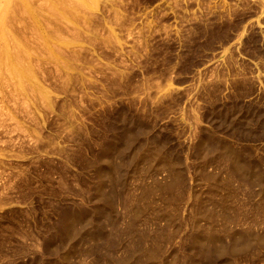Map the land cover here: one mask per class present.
<instances>
[{
	"label": "rangeland",
	"instance_id": "374dc122",
	"mask_svg": "<svg viewBox=\"0 0 264 264\" xmlns=\"http://www.w3.org/2000/svg\"><path fill=\"white\" fill-rule=\"evenodd\" d=\"M19 1L0 264H264V0Z\"/></svg>",
	"mask_w": 264,
	"mask_h": 264
},
{
	"label": "bare ground",
	"instance_id": "6f19581e",
	"mask_svg": "<svg viewBox=\"0 0 264 264\" xmlns=\"http://www.w3.org/2000/svg\"><path fill=\"white\" fill-rule=\"evenodd\" d=\"M14 1L16 2V0H0V63H1V62H6L7 64H9V66H8L9 69L7 68V70H9V71L12 70V71L10 72L11 74H13V70H15V69L13 68V67H14V63H17V62L21 61V60H18L19 57H22V58L24 57L26 60H28V55H27L28 53H27V50H26V51H25V50L23 51V48L21 49V47L19 46V42H21V41L18 40L19 38H17L16 35H15V33H14V31H15V30H14V28H15V23L18 22V21H17L18 19L22 18V17L19 18L18 15H17V17H16V14H17V13L15 14V11H16L15 8L19 9V8H20L19 6H20V4H22V2H21L20 4L17 3V5H19V6L16 7V5H15L16 3H15ZM17 1H19V0H17ZM46 1H47V0H46ZM48 1H49V0H48ZM54 1H55V2H54ZM56 1H58V0H53V1L51 0L50 2H52V4H53V2H54V3H57ZM65 1H66V0H65ZM65 1L62 0V2H65ZM70 1H72V0H70ZM76 1H77V0H75V1H73V2L76 4ZM78 1H79V0H78ZM80 1H81V0H80ZM87 1H88L89 3L91 2V0H87ZM87 1H86V2H87ZM19 2H20V1H19ZM30 2H31V1H30ZM32 2H33V0H32ZM62 2L60 3V1H59V4H61V6H63V3H62ZM88 2H87V3H88ZM69 3H70V2L67 1V2L64 3V4H67V6H68ZM82 3H83V1H82ZM92 3L94 4L95 1H93ZM92 3H91V4H92ZM32 4H33V3H32ZM34 4H35V3H34ZM34 4H33V5H34ZM43 4H44V2H43ZM72 4H73V3H72ZM75 4H74L73 6L71 5L70 7H72V8H73V7H76L77 9H80L81 7H79V6H85L84 3L81 4V2H80V3L78 2L79 6H77V4H76V5H75ZM91 4H90V5H91ZM93 4H92V5H93ZM22 5H23V4H22ZM39 5H40V4H39ZM39 5H38V6H39ZM45 5H49V3H48V4L45 3ZM53 5H54V4H53ZM57 5H58V3H57ZM88 5H89V4H88ZM90 5H89V6H90ZM41 6H42V5H41ZM49 6H50V5H49ZM49 6H48V7H49ZM59 6H60V5H59ZM78 7H79V8H78ZM22 8H23V9H22ZM22 8L19 9V10H21V11L18 10L19 13H20V15H21L22 10L25 9V8H24V5H23ZM33 8H34V6H33ZM35 8H37L36 5H35ZM35 8H34V9H35ZM41 8H43V6H42ZM52 8H53V7H52ZM55 8H56V5H55ZM59 8H60V7H59ZM61 8H63V7H61ZM68 8H69V7H68ZM43 9H44V8H43ZM47 9H49V8H47ZM47 9H44L43 11H46ZM63 9H65V10L67 9V8H66V5H65V7H64ZM70 9H71V8H70ZM35 10H36V9H35ZM52 10H54V9H52ZM55 10H57V11H58V10L61 11V9H55ZM55 10H54V11H55ZM67 10H68V9H67ZM67 10H66V11H67ZM73 10L75 11L76 9L74 8ZM40 11H41V10H40ZM40 11H38V9H37V11H36L37 14H38V12H39V15H40V13H41ZM48 11H49V10H48ZM57 11H56V12H57ZM66 11H63V10H62V12H65V13H67L69 10H68L67 12H66ZM70 11H72V9H71ZM16 12H17V11H16ZM23 12H24V11H23ZM26 12H27V10H26ZM19 13H18V14H19ZM24 13H25V12H24ZM42 13H43V12H42ZM42 13H41V14H42ZM44 13H45V12H44ZM46 13H47V12H46ZM46 13H45V14H46ZM51 13H52V12H51ZM58 13H59V12H58ZM65 13H64V14H65ZM70 13H71V12H69V14H70ZM28 14H29V13H27V15H28ZM59 14H60V16L62 15L61 12H60ZM69 14H68V15H69ZM76 14H77V13H76ZM76 14H75V13H74V14H70L69 17H70L71 15H72V17H73V15L76 16ZM25 15H26V14H25ZM25 15H24V16L22 15V16L25 17ZM42 15L44 16V14H42ZM42 15H41V16H42ZM49 15H50V14H49ZM56 15L58 16V14H56ZM66 15H67V14H66ZM68 15H67V16H68ZM41 16H40V18L43 17V16H42V17H41ZM47 16H48V15H46L45 18L43 17L41 20L44 22L45 20H43V19H46L47 21L50 22V20H48L49 17H48V19H47ZM57 16H54V17L57 18ZM60 16H59V17H60ZM27 17L29 18L30 16H27ZM16 18H18V19L15 20ZM25 18H26V17H25ZM28 18H26V19H28ZM64 18H66V17H64ZM73 18H74V17H73ZM22 19L24 20V18H22ZM30 19H31V18H30ZM62 19H63V16H62ZM67 19H68V18H67ZM77 19H78V18H77ZM86 19H87V18H86ZM20 20H21V19H20ZM20 20H19V21H20ZM55 20H56V19H55ZM78 20H79V19H78ZM15 21H16V22H15ZM30 21H33V20H30ZM30 21H29V22H30ZM47 21H46L45 23H47ZM57 21H58V20H57ZM63 21H66V20H63ZM68 21H69V20H68ZM83 21H84V20H83ZM83 21H82V22H83ZM24 22H25V20H24ZM26 22H27V21H26ZM58 22L60 23V21H58ZM61 22H62V21H61ZM21 23H22V22H21ZM21 23H20V25H21ZM32 23H34V24L32 25V26H34V25H35V22H32ZM32 23H30V24H32ZM45 23H44V25H45V29H48V30H49V28H46L48 25L46 26ZM18 24H19V23H18ZM24 24L26 25V23H24ZM24 24H23V25H24ZM28 24H29V23H28ZM28 24H27V25H28ZM53 24H54V23H53ZM56 24H57V23H56ZM61 24H62V23H61ZM66 24L68 25V23H66ZM69 24H70V23H69ZM23 25H22V26H23ZM27 25H26V26H27ZM51 25H52V24H51ZM57 25H58V24H57ZM18 26H19V25H18ZM26 26H25V27H26ZM16 27H17V23H16ZM30 27H31V25H30ZM36 27H37V30H38V26H37V25L35 26V29H36ZM53 27H54V26H53ZM59 27H62V26H59ZM73 27H74V26H73ZM75 27H76V26H75ZM17 28H18V27H17ZM32 28H33V27H32ZM32 28H31V30H32ZM25 29H26V28H25ZM33 29H34V28H33ZM39 29H40V28H39ZM56 29H57V28H56ZM72 29H73V28H72ZM52 30H53V29H52ZM59 30H60V29H59ZM67 30H68V29H67ZM18 31H19V30H18ZM18 31H17V29H16V32H18ZM34 31H35V32H34ZM34 31H32V32H34V34H35L37 31H36V30H34ZM39 31H40V34L38 33V36H37V34H35V36H37L36 38H38V37H41V38H42V35H43V34H41V33H42L41 30H38V32H39ZM57 31H58V29H57ZM65 31H66V30H65ZM19 32H20V31H19ZM23 32H24V31H23ZM30 32H31V31H30ZM55 32H56V31H55ZM55 32H53V33H55ZM58 32H59V31H58ZM60 32H61V30H60ZM63 32H64V31H63ZM44 33H46V30H45ZM47 33H48V31H47ZM53 33H52V35H53ZM75 33H76V31H75ZM75 33H74V34H75ZM20 34H22V35L24 34V35H25L26 33L24 32V33H20ZM20 34H18V35H20ZM29 34H30V33H29ZM29 34H28V35H29ZM50 34H51V33H50ZM32 35H33V34H32ZM39 35H41V36H39ZM20 36H21V35H20ZM25 36H26V35H25ZM25 36H24V38H25ZM48 36L50 37L51 35H49V33H48ZM21 37H23V36H21ZM26 37H28V36H26ZM32 37L35 38L34 35H33ZM51 37H52V36H51ZM54 37H56L55 34H54ZM61 37H62V36H61ZM61 37L57 36L56 38H59V40H60ZM36 38H35V39H36ZM56 38H54V39L56 40ZM25 39H26V38H25ZM30 39H31V38H29L28 41H31V40L33 41V40H34V39H31V40H30ZM42 39H43V38H42ZM52 39H53V37H52ZM38 40H39V38H38ZM64 40H65V39H64ZM18 41H19V42H18ZM23 41H26V40H22V42H23ZM36 41H37V39L35 40V42H36ZM40 41H43V40H39V42H40ZM35 42H34V43H35ZM23 43H25V42H23ZM27 44H28V42L26 41V45H27ZM29 44H30V42H29ZM39 44H43V45H44V44H45V41H44L43 43L41 42V43H39ZM51 44H52V47H55V45H56V44L53 43V42H52ZM53 44H55V45H53ZM26 45H25V46H26ZM30 45H31V44H30ZM43 45H41V46H43ZM45 45H46V44H45ZM26 47H27V46H26ZM45 47H46L47 49L50 48V47L48 48L47 45H46ZM59 47H60V46H59ZM42 48H43V47H42ZM43 49H45V48H43ZM55 49H56V48H55ZM33 50H34V49H33ZM51 50H53V49H51ZM51 50H50V52H51ZM21 51H22V53H20ZM48 52H49V50H48ZM50 52H49V53H50ZM59 52H60V51H59ZM23 53H24V54H23ZM26 53H27V54H26ZM32 53H33V52H32ZM20 54H22V55H20ZM22 58H21V59H22ZM24 58H23V60H24ZM50 58H51V57H50ZM19 59H20V58H19ZM16 60H17V62H15ZM23 60H22L21 62H23ZM26 60H25V61H26ZM21 62H19V65H20ZM24 63H25V62H24ZM26 63H27V61H26ZM1 64H2V63H1ZM1 64H0V68L3 67L2 70H4V66H3V65L1 66ZM21 64H23V63H21ZM17 65H18V63H17ZM25 65H26V64H25ZM5 66H6V65H5ZM20 67H22V69H23L24 66L22 65V66H20ZM25 67H26V66H25ZM25 67H24V69H25ZM10 68H11V69H10ZM12 68H13V69H12ZM32 68H33V67H32ZM22 69H19V70L21 71ZM24 69H23V70H24ZM27 70H28V68L26 67V70H24V71H27ZM29 70H30V68H29ZM9 71H8V72H9ZM15 71L18 72L17 70H15ZM24 71H22V72H23L24 74H26V76L28 77L27 72L25 73ZM0 72H1V71H0ZM5 72H6V71H4V75H6V74L8 73V72H6V74H5ZM22 72H21V74H19V75L22 76ZM10 73H9V75H10ZM18 73H19V72H18ZM18 73H17L16 75H15V74H14V75L17 77V76H19ZM28 73H30V71H29ZM1 74H2V73H1ZM32 75H34V74H32ZM21 76H20V77H21ZM11 77H13V76H11ZM20 77H19V78H20ZM23 77H25V76H23ZM6 78H7V77H6ZM8 78H10V77H8ZM19 78H17V79H19ZM0 79H1V78H0ZM21 79H22V77H21ZM24 79H25V81H28L27 78H23V79L21 80V85H22V83H23L22 81H24ZM30 79H31V77L29 78V80H30ZM10 80H11V79H10ZM14 80H15V79H14ZM31 80H33V79H31ZM3 81H4V80H3ZM17 81L19 82L20 79L17 80ZM5 82H7L6 79H5ZM18 82H17V83H18ZM14 83H16V82H14ZM14 83H12V85H13ZM19 83H20V82H19ZM15 85H16V84H15ZM21 85L19 86V84H17V85H16V88H17V86H19V87L21 88ZM12 87H13V86H12ZM18 89H19V88H18ZM26 90H27V89H26ZM21 91H22V90H21ZM143 134H144V133H143ZM146 140H147V139H146ZM129 144H130V143H129ZM146 144H147V143H146ZM146 144H145V145H146ZM145 145H143V146H145ZM141 147H142V146H141ZM141 149H142V148H141ZM139 152H140V151H139ZM135 154H136V153H135ZM110 157H111V156H110ZM129 158H130V157H129ZM135 159H136V157H135ZM175 164H176V163H175ZM179 165H180V164H179ZM180 170H181V169H180ZM112 176H113V175H112ZM108 179H109V178H108ZM172 181H173V180H172ZM176 183H177V182H176ZM173 184H174V183H173ZM178 184H180V182H179ZM66 185H67V184H66ZM74 185H75V184H74ZM175 185H177V184H175ZM181 185H182V184H181ZM63 186H64V185H63ZM78 186H79V185H78ZM66 187H67V186H66ZM76 187H77V186H76ZM65 189H66V188H65ZM80 189H81V188H80ZM87 189H88V188H87ZM117 189H118V188H117ZM70 191H71V190H70ZM82 191H83V190H82ZM86 192H87V191H86ZM89 192H90V191H89ZM60 193H61V191H60ZM65 194H67V193H65ZM85 194H86V193H85ZM173 196H174V195H173ZM112 197H113V196H112ZM175 197H176V196H175ZM161 199H162V198H161ZM11 200H12V199H11ZM95 200H96V199H95ZM117 200H119V199H117ZM162 200H163V199H162ZM180 200H181V199H180ZM183 201H184V200H183ZM61 202H63V201H61ZM95 202H96V201H95ZM95 202H94V203H95ZM98 202H99V201H98ZM92 203H93V202H92ZM118 203H119V202H118ZM170 203H171V201H170ZM172 203H173V202H172ZM115 204H116V203H115ZM84 205H85V204H84ZM171 205H172V204H171ZM76 206H77V205H76ZM172 206H173V205H172ZM90 207H91V206H90ZM77 208H78V207H77ZM179 208H180V207H179ZM173 212H174V211H173ZM122 214H123V213H122ZM126 218H127V217H126ZM121 219H122V218H121ZM185 219H186V218H185ZM120 221H121V220H120ZM181 221H182V220H181ZM78 226H79V225H78ZM177 227H179V226H177ZM171 230H172V229H171ZM175 230H176V229H175ZM173 233H174V232H173ZM174 235H175V234H174ZM24 237H25V236H24ZM24 237H23V240H24ZM31 237H32V235H31ZM37 239H38V238H37ZM106 239H107V238H106ZM91 241H92V240H91ZM32 242H33V241H32ZM32 242H31V243H32ZM92 242H93V241H92ZM107 243H108V242H107ZM36 244H37V243H36ZM36 244H35V245H36ZM41 244H42V242H41L39 245H41ZM30 245H31V244H30ZM25 246H26V245H25ZM91 246H92V245H91ZM18 247H19V246H18ZM20 247H21V246H20ZM23 247H24V246H23ZM99 247H100V245H99ZM107 247H108V246H107ZM32 248H33V245H32ZM35 248H36V246H35ZM37 248H38V247H37ZM65 248H67V247H65ZM88 248H89V247H88ZM13 250H14V249H13ZM23 250H24V249H23ZM28 250H29V249H28V247H27V251H28ZM39 250H40V249H39ZM99 250H100V249H99ZM102 250H103V249H102ZM24 251H26V250H24ZM37 251H38V250H37ZM103 251H104V250H103ZM80 252H81V251H80ZM18 253H19V252H18ZM41 254H42V253H41ZM57 254H58V253H57ZM94 254H95V253H94ZM94 254H92V255H94ZM105 254H106V253H105ZM7 255H8V254H7ZM42 255H43V254H42ZM45 255H47V254H45ZM110 255H111V254H110ZM113 255H115V254H113ZM5 256H6V255H5ZM17 256H18V255H17ZM43 256H44V255H43ZM84 256H85V255H84ZM205 256H206V255H205ZM47 257H48V256H47ZM81 257L83 258V255H82ZM85 257H86V256H85ZM94 257H95V256H94ZM157 257H158V256H157ZM160 257H161V256H160ZM160 257H159V259H160ZM9 258H10V257H9ZM41 258H42V257H41ZM206 258H208V257H206ZM76 259H77V258H75V260H76ZM88 259H89V257H88ZM157 259H158V258H157ZM203 259H205V258H203ZM40 260H41V259H40ZM79 260H80V258H79ZM93 260H94V258H93ZM104 260H105V259H104ZM45 261H46V260H45ZM83 261H84V259H83ZM74 262H75V261H74ZM74 262H73V263H74ZM80 262H81V260H80L78 263H80ZM86 262H87V261H86ZM121 262H122V261H121ZM211 262H212V261H211ZM15 263H17V262H15ZM54 263H55V262H54ZM54 263H53V264H54ZM213 263H214V262H213ZM41 264H42V263H41ZM76 264H77V263H76ZM80 264H81V263H80ZM83 264H84V263H83ZM99 264H100V263H99ZM173 264H174V263H173ZM181 264H182V263H181ZM221 264H222V263H221Z\"/></svg>",
	"mask_w": 264,
	"mask_h": 264
}]
</instances>
